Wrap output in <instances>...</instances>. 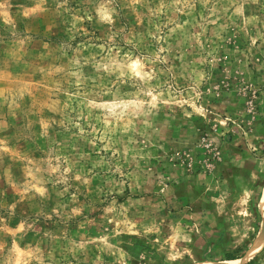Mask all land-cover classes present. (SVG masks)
<instances>
[{
	"label": "rangeland",
	"instance_id": "rangeland-1",
	"mask_svg": "<svg viewBox=\"0 0 264 264\" xmlns=\"http://www.w3.org/2000/svg\"><path fill=\"white\" fill-rule=\"evenodd\" d=\"M263 232L264 0H0V264H264Z\"/></svg>",
	"mask_w": 264,
	"mask_h": 264
},
{
	"label": "trees",
	"instance_id": "trees-1",
	"mask_svg": "<svg viewBox=\"0 0 264 264\" xmlns=\"http://www.w3.org/2000/svg\"><path fill=\"white\" fill-rule=\"evenodd\" d=\"M235 259H237V257H233V256L228 257V260H235Z\"/></svg>",
	"mask_w": 264,
	"mask_h": 264
},
{
	"label": "bare ground",
	"instance_id": "bare-ground-1",
	"mask_svg": "<svg viewBox=\"0 0 264 264\" xmlns=\"http://www.w3.org/2000/svg\"><path fill=\"white\" fill-rule=\"evenodd\" d=\"M263 234H264V232L262 233V235H261V237H260V238H262ZM258 242H259V240H258Z\"/></svg>",
	"mask_w": 264,
	"mask_h": 264
}]
</instances>
